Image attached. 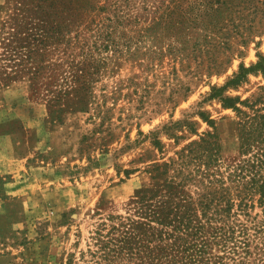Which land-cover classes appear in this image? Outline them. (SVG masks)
Instances as JSON below:
<instances>
[{
  "label": "rangeland",
  "instance_id": "1",
  "mask_svg": "<svg viewBox=\"0 0 264 264\" xmlns=\"http://www.w3.org/2000/svg\"><path fill=\"white\" fill-rule=\"evenodd\" d=\"M258 54L264 0H0V264H95L99 223L207 132L210 169L236 163L240 114L210 93ZM223 95L264 99V76Z\"/></svg>",
  "mask_w": 264,
  "mask_h": 264
},
{
  "label": "trees",
  "instance_id": "2",
  "mask_svg": "<svg viewBox=\"0 0 264 264\" xmlns=\"http://www.w3.org/2000/svg\"><path fill=\"white\" fill-rule=\"evenodd\" d=\"M257 71L264 76L262 54L254 64L240 63L235 75L210 93L240 114L239 160L226 171L211 170L217 143L215 133L207 132L183 148L177 160L154 164L157 178L177 162L179 179L165 177L161 184L137 190L129 212L99 223L91 236L96 248L88 249L95 264H264V208L252 212L255 202L264 205V99L249 103L223 95L226 87ZM188 182L196 183L195 193Z\"/></svg>",
  "mask_w": 264,
  "mask_h": 264
}]
</instances>
